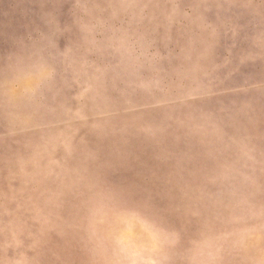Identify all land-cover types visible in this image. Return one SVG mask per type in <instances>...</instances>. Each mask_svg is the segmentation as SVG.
I'll return each instance as SVG.
<instances>
[{
	"label": "rangeland",
	"instance_id": "374dc122",
	"mask_svg": "<svg viewBox=\"0 0 264 264\" xmlns=\"http://www.w3.org/2000/svg\"><path fill=\"white\" fill-rule=\"evenodd\" d=\"M0 264H264V0H0Z\"/></svg>",
	"mask_w": 264,
	"mask_h": 264
}]
</instances>
